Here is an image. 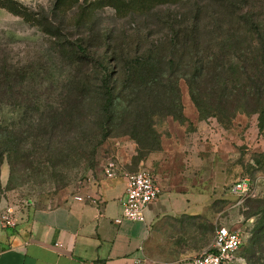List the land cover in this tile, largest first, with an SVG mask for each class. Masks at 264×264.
<instances>
[{
  "label": "rangeland",
  "instance_id": "rangeland-1",
  "mask_svg": "<svg viewBox=\"0 0 264 264\" xmlns=\"http://www.w3.org/2000/svg\"><path fill=\"white\" fill-rule=\"evenodd\" d=\"M128 1L62 0L57 7L55 0H0V65L26 66L31 70L30 89L52 95L66 90L65 85L75 73L76 67L66 49L57 45L60 41L62 44L77 42L89 45L96 56L108 60L113 55L115 45L128 53L134 48L145 50L151 42L163 40L167 29L152 16L119 18L113 2L120 9L124 7L121 11L126 12L125 4ZM149 1L154 3L161 0ZM204 3L205 9L214 6L211 0H204ZM189 6L187 2L161 9L178 19L179 14L188 10ZM217 8L221 7L214 6L211 10ZM16 11H25L29 16L23 18ZM241 13L244 16L252 15L256 27L252 28L242 22H223L226 28H237L236 32H227L228 44L232 46V50L227 52L229 59L245 61L250 69L251 58L257 57L261 49L264 50V0H244L239 15ZM209 26L213 27L214 23ZM253 29H258V33ZM215 34L216 31L206 32L201 46L212 49L214 54L218 52L220 44H226L224 38L227 36L221 39ZM159 45H165L164 41ZM162 47L160 49L164 54L167 49ZM262 61L259 56L255 60L256 66L252 67L257 76L264 74ZM177 71L181 73V70ZM92 79L95 82L94 77ZM179 88L185 121L179 123L171 117L155 119L154 128L160 135L158 150L149 152L143 149V144H137L129 135H117L119 130L113 126L108 136L99 141L100 135L94 125L97 117L93 114L94 107L90 102L83 111L92 117L88 119V126L58 134L48 139L50 142L43 144L39 150L32 145L31 139L27 140L29 143L19 151L21 157L14 161L13 171H10L6 158L0 168V196L7 202V207L14 205L22 210L30 202V206L44 208L75 195L87 182L103 174L105 161L113 158V153L121 146L128 144L132 147L133 157L139 158L136 163L161 151L162 144H171L173 148V143L181 140L188 143L192 137L194 152L191 156L185 150L182 157L176 155L170 161L168 158L164 161L161 159V162L155 160L149 169L156 174L161 168L164 173L180 165L184 177L189 174L201 177L202 172H206L213 183L219 184L228 198L219 201L215 208L221 211L226 221H216L213 233L217 226L223 224L231 229H239L242 244L235 260L229 264H246L253 227L260 217L256 205L258 201L264 200V127L259 128L258 114L254 112L237 113L226 124L220 123L214 116L201 119L189 98L183 79L179 80ZM19 117L20 111L17 108L8 105L0 107V122L3 124L8 125ZM20 138H24V133ZM91 138L95 142H88ZM25 154L30 158L27 159ZM2 168L5 178L7 176L4 181L3 176L1 178ZM244 177L251 181L253 193L247 197L230 193V185ZM254 212L256 214L251 215ZM209 226L207 224L201 228L202 236L206 234L209 238ZM262 249L263 254L258 255L260 258L257 264H264V245Z\"/></svg>",
  "mask_w": 264,
  "mask_h": 264
},
{
  "label": "trees",
  "instance_id": "trees-1",
  "mask_svg": "<svg viewBox=\"0 0 264 264\" xmlns=\"http://www.w3.org/2000/svg\"><path fill=\"white\" fill-rule=\"evenodd\" d=\"M187 2L190 3L188 10L179 14L178 19L161 9ZM242 2L244 0H211L214 6L221 7L211 10L214 6L205 9L204 0L154 3L129 0L125 4L126 12L121 11L124 7L120 9L113 2L119 18H155L167 29L163 40L151 42L145 50L134 48L128 53L115 45L108 60L96 56L89 45L62 44L60 41L57 45L66 49L76 67L65 85L66 90L52 95L30 89L31 70L26 66L1 64L0 107L17 108L20 117L8 125L0 122V168L6 158L10 171H13L14 161L21 157L19 151L29 139L39 150L50 142L48 139L58 134L88 126V119L92 117L83 111L89 102L93 103V114L97 117L94 125L100 135L99 141L108 136L113 126L119 130L117 135H129L137 144H143V149L149 152L158 150L160 135L154 128L155 119L171 117L179 123L185 121L180 79L184 80L189 98L201 119L214 116L226 124L237 113L254 112L258 114L259 128H263L264 74L255 75L252 67L256 66L255 60L259 56L264 64V50L261 49L257 57H250V69L245 61L228 58L227 51L232 50V46L228 44L227 32H236L237 28H226L223 22H242L256 27L252 15H239ZM61 3L62 0H55L57 7ZM16 14L23 18L29 16L25 11H16ZM211 23L214 26L210 28ZM213 31H216L217 38L223 39L227 35L224 38L226 44H220L216 54L208 47H201L206 32ZM252 31L258 33V29ZM163 41L165 45L162 46L167 49L164 54L159 45ZM22 133L24 138H20ZM93 140L91 138L88 142ZM25 157L30 158L27 154ZM138 159L132 157V162ZM256 207L260 217L253 227L246 264H257L263 254L264 200L258 201Z\"/></svg>",
  "mask_w": 264,
  "mask_h": 264
},
{
  "label": "crops",
  "instance_id": "crops-1",
  "mask_svg": "<svg viewBox=\"0 0 264 264\" xmlns=\"http://www.w3.org/2000/svg\"><path fill=\"white\" fill-rule=\"evenodd\" d=\"M191 139L174 141L173 148L162 144L161 151L136 163L132 147L121 146L113 153L117 164L113 178L101 174L52 206L39 208L28 202L21 210L12 205L15 225L0 223V264H192L212 243L213 224L226 221L215 205L228 195L206 172L184 177L180 165L164 173L161 168L156 174L149 169L155 160L170 161L185 150L191 156ZM139 169L153 176L160 194L145 206L142 221L116 223L114 219L122 215L125 174ZM2 176L6 180L4 168ZM92 197L99 199L93 203ZM6 204L0 196V213ZM207 224L209 238L200 232Z\"/></svg>",
  "mask_w": 264,
  "mask_h": 264
},
{
  "label": "built area",
  "instance_id": "built-area-1",
  "mask_svg": "<svg viewBox=\"0 0 264 264\" xmlns=\"http://www.w3.org/2000/svg\"><path fill=\"white\" fill-rule=\"evenodd\" d=\"M102 171L105 177L113 178L117 173L116 161L113 158H108ZM125 178V193L121 199L122 215L114 219V222H120L121 219L142 221L144 219L143 209L159 196L160 189L153 176L142 169L127 172ZM229 191L238 197H247L253 193V185L248 178L244 177L234 181L230 185ZM75 198L83 199L81 196ZM98 199V197H92L91 201L95 203ZM14 214L13 207H6L0 213V223L3 226H14ZM241 244L242 233L239 229H231L225 225L217 226L212 243L192 259V264H229L235 260Z\"/></svg>",
  "mask_w": 264,
  "mask_h": 264
}]
</instances>
